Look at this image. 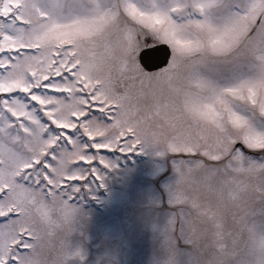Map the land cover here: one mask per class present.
I'll return each mask as SVG.
<instances>
[{
  "label": "snow or ice",
  "instance_id": "6c2138e0",
  "mask_svg": "<svg viewBox=\"0 0 264 264\" xmlns=\"http://www.w3.org/2000/svg\"><path fill=\"white\" fill-rule=\"evenodd\" d=\"M103 17L92 50L69 40L45 72L23 34L0 49V264L83 259L76 200L131 152L171 171L166 264H264V0H111Z\"/></svg>",
  "mask_w": 264,
  "mask_h": 264
},
{
  "label": "rangeland",
  "instance_id": "374dc122",
  "mask_svg": "<svg viewBox=\"0 0 264 264\" xmlns=\"http://www.w3.org/2000/svg\"><path fill=\"white\" fill-rule=\"evenodd\" d=\"M8 1L22 3L19 15L29 25L7 23L12 30L5 29L3 45H19L17 37L23 34L24 43L38 45L37 51L43 53L38 63L32 62L40 72L47 71L53 52L69 40L79 53L92 50L91 41L97 37L89 25H101L111 4V0H77L69 11L66 5L61 10L62 0ZM4 8L8 11L9 6L5 3ZM110 159L115 167L101 169L103 180L91 182V191L76 200L68 246L69 251L79 249L83 259L73 257L67 264H166L169 253L154 227L171 211L164 187L170 169L157 171L165 161L140 152L117 153Z\"/></svg>",
  "mask_w": 264,
  "mask_h": 264
},
{
  "label": "water",
  "instance_id": "95a60500",
  "mask_svg": "<svg viewBox=\"0 0 264 264\" xmlns=\"http://www.w3.org/2000/svg\"><path fill=\"white\" fill-rule=\"evenodd\" d=\"M153 57H157V56H159V54L158 53H153V54H151Z\"/></svg>",
  "mask_w": 264,
  "mask_h": 264
},
{
  "label": "bare ground",
  "instance_id": "6f19581e",
  "mask_svg": "<svg viewBox=\"0 0 264 264\" xmlns=\"http://www.w3.org/2000/svg\"><path fill=\"white\" fill-rule=\"evenodd\" d=\"M151 255H154V252H152V250H151ZM161 255V253H158V255L157 256H160Z\"/></svg>",
  "mask_w": 264,
  "mask_h": 264
}]
</instances>
